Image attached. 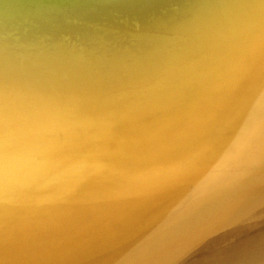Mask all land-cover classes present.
I'll return each mask as SVG.
<instances>
[{"label": "bare ground", "instance_id": "bare-ground-1", "mask_svg": "<svg viewBox=\"0 0 264 264\" xmlns=\"http://www.w3.org/2000/svg\"><path fill=\"white\" fill-rule=\"evenodd\" d=\"M0 264H264V0H0Z\"/></svg>", "mask_w": 264, "mask_h": 264}, {"label": "snow or ice", "instance_id": "snow-or-ice-1", "mask_svg": "<svg viewBox=\"0 0 264 264\" xmlns=\"http://www.w3.org/2000/svg\"><path fill=\"white\" fill-rule=\"evenodd\" d=\"M2 142H3V123H2V118H0V163H2V159H3Z\"/></svg>", "mask_w": 264, "mask_h": 264}]
</instances>
